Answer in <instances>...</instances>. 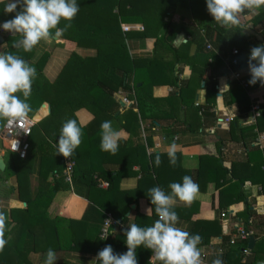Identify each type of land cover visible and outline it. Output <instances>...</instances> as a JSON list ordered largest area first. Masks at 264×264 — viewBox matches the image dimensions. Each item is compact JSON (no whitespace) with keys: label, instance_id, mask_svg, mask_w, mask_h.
<instances>
[{"label":"trees","instance_id":"trees-1","mask_svg":"<svg viewBox=\"0 0 264 264\" xmlns=\"http://www.w3.org/2000/svg\"><path fill=\"white\" fill-rule=\"evenodd\" d=\"M80 10L76 17L71 21V27L67 29L61 37L65 42H72L77 47L90 48L96 51V56L83 59L71 53V56L58 77L53 83H48L43 76V67L48 55L44 54L41 59L35 62L36 77L33 79L31 96L27 102L31 106L28 116L32 119L43 104L50 107L49 115L36 123L32 128L28 138L29 150L24 160L11 155L16 172L17 198L25 204L24 209H10L2 211L5 224L2 229L1 239L4 244L0 247V264H28L27 256L29 251L47 252L49 248L55 252L63 250L79 251V235L75 225L80 222L66 221L60 218L50 219L47 210L51 205L57 187H50L49 176L56 172L62 174L64 163L62 158L50 155L44 148L47 141L55 142L60 134L62 124L67 119L77 121L75 113L80 109H86L93 115L92 122L82 130L81 143L68 159L73 163L72 184L83 183L88 187L86 198L91 199L98 189V180L108 184L104 191L111 194L113 206L108 213L120 223L127 221L126 214L135 206V223L141 227L151 226L158 217L152 211L151 217H144L138 211L139 200L144 198L151 206L148 199V191L154 186L164 188L165 178L173 173L174 167H180L181 154L175 153V164L169 163L168 154H153L148 163H141L142 183L137 189L132 191H120L117 184L122 178L133 176L132 165L138 164L133 160L135 155L142 151L139 147H130L125 142L120 141L118 150L115 154L102 151L101 124L117 118L123 123L122 130L128 132L132 129L138 117H143L142 107L144 102L157 104L162 100L154 99L152 90L158 86H178L179 94H173L163 100L170 105L191 107L196 96L195 90L191 88L194 81L199 87L202 77L207 73L205 79L210 105L217 94L216 80L219 76L227 75L230 72H239L247 68L248 55L253 47L264 45V26H257V19L264 22V13L255 19L252 31L261 37V41L255 36L249 35L245 31V26L233 27L231 29L220 28L213 18L207 13L205 0H77ZM6 1L0 2V23L9 20L14 13L6 14L3 12ZM178 7H189L192 12V25H184L183 20L176 16L175 9ZM19 10V9H18ZM258 20V21H259ZM65 21H61L58 27H63ZM122 25H141V33H125ZM205 30V35L200 33V29ZM131 35L140 38L151 37L155 40L156 55L152 58H134L127 51L125 41ZM182 35L188 42L176 44L175 38ZM187 36L190 38L187 39ZM19 36L14 34L7 37L4 41L5 49L3 53L12 52L30 64L34 58L32 52H24L23 49L13 48ZM211 50L207 49V45ZM195 46L193 56L189 55L191 46ZM233 49L238 51L236 56H232ZM220 54V56H218ZM236 60L237 65L232 66L231 61ZM192 68L191 78L187 81H180L178 76L182 67L189 65ZM179 83V84H178ZM249 85V83H248ZM264 88L259 81L255 85H249L245 90L238 84L232 86L225 96V105H237L241 111L242 118L234 120L229 125L228 138L231 142H241L244 149H249L255 142V127L253 125L242 127L241 123L247 119L250 110V100L253 92ZM119 91L133 92L138 101V113L132 109L120 115V106L114 100V94ZM17 95H20L19 93ZM23 98V97H22ZM251 98L255 99L256 96ZM200 112L210 111L209 107L195 108ZM261 117H264V106L262 107ZM6 120H0V134ZM78 123V122H77ZM170 132V131H167ZM173 134V132H172ZM253 137V138H252ZM222 147L224 140L217 141ZM41 154L39 158L36 154ZM160 157V165L155 166L156 156ZM139 157V156H138ZM137 157V158H138ZM39 159L37 168L36 160ZM213 167L204 176L203 170H197L195 182L199 185V190L203 191L206 182L202 183V178L213 180L220 197V208H227L241 204L246 201L239 181L241 179L264 178V149L252 148L248 154L247 161L238 166L232 165L231 171L224 169L219 163V159H213ZM115 164L119 169L115 172L106 170V165ZM149 164V165H148ZM150 167V173L147 168ZM238 170L243 171L240 176ZM146 171V172H145ZM145 172V173H144ZM182 172H184L182 170ZM36 175L38 188L32 190L31 178ZM228 175L230 178L228 179ZM10 173L7 169L0 171V187L8 179ZM232 179L236 182H232ZM253 182H246L247 185ZM143 185L148 188L146 194L143 193ZM264 187V185H263ZM8 194H11L9 192ZM120 199V204L114 203V198ZM9 195L3 198H8ZM222 197L228 199L222 207ZM244 210L238 214L241 219H252L253 215L249 211V205L245 202ZM101 208L102 206L99 205ZM199 207V205H197ZM189 216H194L198 210L187 209ZM67 227L64 228V224ZM202 222L195 221L194 228ZM213 224V223H211ZM246 231L249 225H244ZM192 234H196L192 232ZM219 235V230L214 234ZM211 235V236H212ZM99 236V234H98ZM10 237L9 241H6ZM210 236L205 237L200 245L208 244ZM123 235L115 238L111 235L106 242H118V252L127 251ZM222 241L229 247V238H222ZM97 237L93 243L84 247V252H98L102 243ZM249 240L237 241L233 246L235 255L238 258L236 264H257L264 261V239H261L253 249L248 248ZM248 250L246 258L242 252ZM137 259L142 264H148L151 252L144 248L136 250ZM221 257L225 259V254L214 255L211 259ZM210 260V262H212ZM161 263V262H160Z\"/></svg>","mask_w":264,"mask_h":264},{"label":"crops","instance_id":"crops-1","mask_svg":"<svg viewBox=\"0 0 264 264\" xmlns=\"http://www.w3.org/2000/svg\"><path fill=\"white\" fill-rule=\"evenodd\" d=\"M6 0H0L3 2ZM264 13V4H261L259 9L248 10V14L240 17V24L252 30L254 27L255 19ZM175 14L177 17L183 20L184 25L192 24V12L189 7H178L175 9ZM257 19V26H264V22H260ZM122 31L125 33H141L143 27L141 25H122ZM0 35L5 39L7 37H13L11 33L0 31ZM190 37L187 36V39ZM155 40L151 37L140 38L136 35H131L125 41L127 51L131 57L139 58H149L152 59L156 55ZM5 49V44L3 42L0 45V53H3ZM39 55L37 57V49H34V57H36L35 62L39 61L44 54H47V60L43 67V76L48 83H53L58 77L59 73L69 60L71 53H75L79 57L86 59L96 56V51L90 48L77 47L74 43L65 42L62 38L54 39L51 41H41L38 46ZM195 53V46H191L189 50V55L193 56ZM220 56V54H218ZM33 62V60H32ZM228 74L219 76L216 80L217 94L214 101L208 105V96L206 90L205 79L208 77L207 73L205 77L201 79L199 87H196L194 81L191 84V88L195 90L196 96L194 99V104L191 107L170 105L168 102L163 100L169 98L171 95L179 94L178 86H158L153 88L152 96L154 99L162 100L157 104L150 102L143 103L142 115L143 117H138V121L134 123L132 129L128 132L122 130V124L117 120V118L112 122L114 130L119 133L118 142L123 141L126 145L130 147H139L142 151L139 155H135L133 160L139 162L134 163L132 169L136 172L133 176H128L122 178L117 187L120 191H132L137 189L140 183H142V169L141 163L150 161V157L153 154H167L168 146L171 144L176 145L175 153L181 154L180 167H174L173 173L165 178L166 186L163 188L168 191V185L172 182H181L182 177L185 175L191 176L195 180L197 170H203V175L210 171L213 167V159L218 158L219 163L224 169L231 171L232 165L238 166L245 163L248 158V154L252 148H257L258 150L264 149V117H260L254 126L255 142L254 145L249 149H244L241 142H231L228 138L229 125L234 122V120L242 118V113L237 105L226 106L225 96L227 95L229 89L236 85L237 82L231 75L232 72L227 69ZM241 77L247 82L250 79L248 69L239 71ZM192 68L189 65L182 67V70L178 76L180 81H187L191 78ZM179 84V83H178ZM252 96L257 98L253 99ZM252 96H248L250 103L253 101H258L264 106V88L253 92ZM114 100L120 106V115H123L126 111L132 109L134 113H138V101L134 96L133 92H123L119 91L114 94ZM209 107L210 111H204L201 115L197 107ZM262 106V107H263ZM45 108V113L43 112ZM48 104H43L35 116L32 118L34 125L41 120L45 119L50 111ZM47 111V112H46ZM78 125L80 127H86L93 120V115L86 109H80L75 113ZM228 118L230 119L229 124H220L218 118ZM155 127L156 131L152 132V128ZM170 131V132H167ZM173 132V134H172ZM178 135L177 140L173 139V135ZM224 140L222 147H219L217 141L220 139ZM253 138V137H252ZM259 141V145L256 143ZM45 150L50 154L55 156V150L49 141L44 143ZM0 147L3 152H6L0 143ZM2 153V152H1ZM7 153V152H6ZM8 158L4 161V170L7 169L10 173L9 179H16V172L12 162V157L7 153ZM41 154H36L39 158ZM67 161L68 158L57 155ZM139 156V157H138ZM138 157V158H137ZM2 158V157H1ZM39 159L36 160V168ZM149 165V164H148ZM67 164H64V170L62 174H57L53 172L49 178L48 183L50 187H57V192L54 194L51 205L47 210V216L50 219L60 218L66 221L80 222V225L76 226L77 234L79 235V251L76 250H63L56 253V264H95L92 261L96 254L102 250L105 246L111 245L115 253L118 252V242L113 244L112 241L102 243L100 250L96 253L84 252V247H87L93 243V241L98 237L100 227L105 219V215L109 214L108 210L113 206V201L110 199L111 194H106L99 183L104 182L98 180V189L100 192L91 198L87 199L88 187L80 182L72 184V178L68 180L66 174ZM119 169L118 165L111 164L106 165V170L110 172H115ZM182 170L184 172H182ZM146 172V171H145ZM144 172V173H145ZM147 172L150 173V167L147 168ZM240 176L243 175L242 170H238ZM230 176L228 175V179ZM253 182L247 185L246 182ZM201 182H206L203 191L199 190V193L189 204L181 203L175 208L178 213L181 223L178 225L185 228L190 233H198L202 237V241L209 238L208 244L198 245L201 252H206L211 255L225 254V259H223L224 264H236L238 258L235 255L234 247H229L222 238L232 239V235L237 227H243L244 225H249V230L255 234L253 247L262 239V233L264 232V178L257 179H241L239 181L241 191L245 196V199L249 205V211L252 213L253 218L243 220L238 216L244 208L245 202L241 204H236L233 206H227V208H220V197L218 190L213 180L210 178H202ZM232 182L236 180L232 179ZM32 190L36 191L38 188V180L34 174L31 178ZM17 188V183H16ZM148 191L147 187L143 185V193L146 194ZM17 195V194H16ZM15 193L9 195V197H0V212L9 211L10 209H24L26 206L24 203L18 201ZM223 205L226 207L225 203L228 199L222 197ZM114 203L116 205L120 204V199L117 196L114 198ZM101 205L102 208L99 206ZM122 205V204H120ZM199 205V207L197 206ZM135 206L131 207V210L126 214L127 221L123 224L124 227L131 223H135ZM150 208V205L146 202L144 198L139 200L138 211L140 215L144 217H151L152 211H146ZM187 209L198 210V213L194 216H189ZM226 213L225 218H221V214ZM199 221L202 224L194 228V222ZM154 222V221H153ZM213 223V224H211ZM67 224H64V228ZM219 230V235L215 236V230ZM117 235H123V229L117 228L113 233V237ZM212 235V236H211ZM1 239V238H0ZM10 237L6 241H9ZM246 251V250H244ZM242 252L244 258L246 254ZM45 252H32L29 251L27 256L28 264H43L45 259ZM248 255V253H247ZM138 258V257H137ZM210 258V260H212ZM143 260L142 257H139ZM138 259V260H139ZM261 263V261H259ZM138 264H142L138 261ZM159 264H161L159 262Z\"/></svg>","mask_w":264,"mask_h":264},{"label":"clouds","instance_id":"clouds-1","mask_svg":"<svg viewBox=\"0 0 264 264\" xmlns=\"http://www.w3.org/2000/svg\"><path fill=\"white\" fill-rule=\"evenodd\" d=\"M207 13L213 21L223 29L239 27L240 17L247 15L248 10L259 9L264 0H205ZM19 9V10H18ZM80 10L77 0H6L3 12L14 13L9 20L0 23V31L17 34L19 39L13 48L32 52L37 49L41 41H51L61 38L71 21ZM61 21L67 23L58 27ZM176 44L188 41L178 35ZM36 57L30 64L12 52L0 53V120L15 123L23 120L32 110L27 102L31 96L33 79L36 77L34 67ZM249 85L258 81L264 85V45H258L250 50L248 55ZM20 95H17V94ZM23 97V98H22ZM102 134L100 148L102 151L115 154L118 150L119 133L114 130L112 122L106 120L101 124ZM82 130L74 119H67L61 126L60 134L55 142H51L55 156L69 158L81 143ZM18 147L15 140L14 151ZM176 145L168 146L169 163L175 164ZM160 157L156 156L155 166L160 165ZM0 164L4 161L0 158ZM168 191L154 186L148 191L151 206L146 211H153L158 217L151 226L141 227L131 223L123 230L127 251L115 253L111 245L105 246L92 260L95 264H138L136 250L144 248L151 251L152 257L161 264H201V251L198 245L202 237L192 234L185 228L178 226L181 221L175 208L181 203L189 204L199 193V185L191 176L185 175L181 182H172ZM6 217L0 212V236ZM108 236L104 238L107 239ZM4 240L0 239V247ZM150 260V261H151ZM43 264H56V253L49 248L45 254ZM211 264H224L221 257H216ZM264 264V261H261Z\"/></svg>","mask_w":264,"mask_h":264},{"label":"built area","instance_id":"built-area-1","mask_svg":"<svg viewBox=\"0 0 264 264\" xmlns=\"http://www.w3.org/2000/svg\"><path fill=\"white\" fill-rule=\"evenodd\" d=\"M192 25V24H191ZM200 33L202 35H205V30L203 28L200 29ZM207 49L211 50V46L208 44ZM238 54V51L233 49L231 52L232 56H236ZM232 66H236L237 62L236 60H232L231 64ZM231 75L233 76L234 80L237 82V84L242 87L243 89L247 90L249 85L248 82L241 77L240 72H232ZM263 104L258 101H253L250 103V110L248 112L247 119L241 123L242 127L250 126V125H256L257 120L261 117V109ZM220 124H229L230 119L228 118H218L217 119ZM34 127V122L29 117L24 118L23 120H17L15 123H8V121L5 122L2 132L0 134V143L2 144L4 150L9 153L10 155L16 156L21 160L26 159L27 153L29 150V142L28 138L31 135L32 128ZM152 132L156 131V128L153 127ZM178 135H173V139L177 140ZM15 140L18 141V147L14 151L15 148ZM254 145V144H253ZM256 145H259V141L256 143ZM63 159V158H62ZM64 164H67L66 167V174L68 176V180L71 179L72 175V166L73 163L68 159L67 161L64 160ZM99 185L103 188H108V184L106 182H100ZM226 213L221 214V218H225ZM117 228L125 229L126 227L123 226L122 223H120L117 219L113 218L110 214L105 215V219L100 227L99 231V240L106 242L107 239L113 235V233L117 230ZM107 237V239L104 240V238ZM262 239H264V232L262 233ZM250 238H255V234L252 231H246L245 228L237 227L235 228V231L232 235V239L229 241L230 246H234L237 241H247ZM151 252V251H150ZM248 250L244 251L245 257L247 256ZM152 257V253H151ZM151 257L148 261V264H159V261H156L155 258L151 260ZM211 255L206 252H201V264H211L210 262ZM151 260V261H150Z\"/></svg>","mask_w":264,"mask_h":264},{"label":"rangeland","instance_id":"rangeland-1","mask_svg":"<svg viewBox=\"0 0 264 264\" xmlns=\"http://www.w3.org/2000/svg\"><path fill=\"white\" fill-rule=\"evenodd\" d=\"M2 152V153H1ZM2 157L3 160H6L8 158V155L6 152H3V150L0 147V158ZM9 192H11V194L14 192L15 195L17 194V188H16V179H6L5 183L2 185V187H0V197H6ZM17 197V195H16ZM0 206H2L0 204Z\"/></svg>","mask_w":264,"mask_h":264},{"label":"water","instance_id":"water-1","mask_svg":"<svg viewBox=\"0 0 264 264\" xmlns=\"http://www.w3.org/2000/svg\"><path fill=\"white\" fill-rule=\"evenodd\" d=\"M244 29H245V31H246L249 35H251V36H255V37L257 38V40H259V41L262 40L261 37L258 36V35H256V34H254V32H253L251 29L246 28V27H245ZM3 42H4V39H3L2 36L0 35V45H2ZM49 111H50V109L48 108V112H49ZM3 170H4V165L0 164V171H3ZM253 245H254V240H253V238H250V239H249V245H248L249 250L252 249V246H253ZM257 264H261V263L258 262Z\"/></svg>","mask_w":264,"mask_h":264},{"label":"bare ground","instance_id":"bare-ground-1","mask_svg":"<svg viewBox=\"0 0 264 264\" xmlns=\"http://www.w3.org/2000/svg\"><path fill=\"white\" fill-rule=\"evenodd\" d=\"M46 112H47V111H46ZM41 113H45V108H44L43 112H41Z\"/></svg>","mask_w":264,"mask_h":264}]
</instances>
